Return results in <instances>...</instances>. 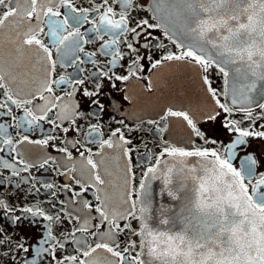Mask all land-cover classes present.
I'll return each instance as SVG.
<instances>
[{"label":"snow or ice","instance_id":"snow-or-ice-1","mask_svg":"<svg viewBox=\"0 0 264 264\" xmlns=\"http://www.w3.org/2000/svg\"><path fill=\"white\" fill-rule=\"evenodd\" d=\"M112 4L120 5V11L117 12L109 0H102V3L92 9L78 8L74 0H0V6L4 9L0 12V34L4 29L10 30L7 37V42L12 46L9 57L14 56L13 63H17L19 67L18 61L22 58L31 61L34 56L36 59L31 67L28 64L23 65V75L29 77L32 73L39 74L32 77L31 82L38 85L33 91H25L23 87L6 89L5 81L10 76L15 81L16 77L4 72L3 57L0 55V89H6L3 92L6 99L0 103V109L4 111L0 115H6L16 121L15 125L0 123V153L7 154V158L0 157V168L8 173L5 175L4 172H0V187L11 185L19 190L20 183L29 182L30 179L22 177L21 173H30V170L35 167L44 169L50 161L55 160L47 154L33 160L31 151L25 150L21 153L18 145L27 143L47 148L51 141L59 139L58 135H46L43 139L37 140H31L28 135H23L16 139L9 133L8 128L22 127L23 124H27L31 130L33 126L39 127L40 122L46 121L52 126L53 131L61 129L67 133L69 128L63 127V122L69 120L72 125H75V117L83 116L84 113L78 111L79 103L66 104L64 97L54 95V85L71 83L72 90L66 91L64 96L71 99L75 93L80 92L83 98H87L90 106L103 112L105 105L101 98L104 95V80H107L113 89L124 91L116 82H126L131 77L137 76L139 61L151 60V56H142L135 46L142 35L146 40V43L140 45L142 48L167 47L162 42L152 45L149 39L152 33L147 29L163 28L164 35L172 43H176L174 33L170 32L165 24H151L148 19L133 21L134 12L138 9L150 10L153 14L152 19H163L161 13H166L170 17L181 18L187 31L193 34L194 40L187 47L176 44L182 51L179 54L167 52L161 55L159 59L151 63L152 68L162 66L166 61L190 59L200 65L204 72L215 65L223 74L225 85H227L230 71L223 65L235 64L237 60L246 65L242 73L240 68L235 69V72L240 74L237 77L240 86L238 88L233 86L230 100H227V90L219 93L211 87L208 77H203L204 83L208 85L207 91L215 102V106L211 109L200 111L203 124L200 123V117L195 112L174 111L169 108L166 116L162 117V119L169 116L182 118L191 132L205 144L218 143L210 134L209 124L213 125L216 132H219L222 127L225 131L234 134L232 143L225 146V156L207 148L186 151L183 148L168 146L156 158L155 164L148 167L143 174L147 179L156 178L159 166L162 164L161 157L165 154L173 159L200 157L206 160L212 157L214 175L209 180H201L199 196L194 205L195 210L207 218L202 226L203 231H197L191 237L186 233L171 235L154 231L146 223V213L151 207L150 200L147 198L141 201L139 216L134 211V201H125L129 204V208L126 211H120L110 206L100 195L95 196V200L98 201L95 205L90 201L82 200V207L78 209L80 214L75 215L73 211L63 207L65 201H60L61 207L53 215L49 210L36 204L18 208L9 203L7 198L0 196V261H4V264H16L20 259L18 254H24L20 264H36L35 259L29 260L27 256L31 246L27 244L26 239L23 236L20 239H14L9 228L19 231L20 226L26 223L36 225L42 219L47 222V225L42 238L37 242L39 246L35 248V252L38 256L47 253L55 264H151V260L146 261L142 258L145 249L146 255L160 261V264H264V172L259 173V178L253 182L254 166L258 164V160L253 155L250 154L244 158L243 170L233 167L229 159L235 149L246 145L248 138L264 139V130H250L251 124L248 127H240V120L229 118L234 113L240 112L244 114V119L254 123L253 108H258L264 113V102H261L264 101V0H153L150 6L141 5L137 0H112ZM62 8L67 9V12H62ZM242 14L246 16L245 22L240 20ZM90 15L92 19H89ZM85 22L93 24L91 31L96 34V38L103 41L100 44V53L110 57L107 65L101 67L99 75L92 73L95 79L91 82L93 85L91 88L87 86L84 79L71 82L63 76L58 80L52 79V73L56 67L52 47L70 58L69 66L80 60L78 56L72 54L84 52L83 45L90 42L84 39L85 34L80 31V26ZM131 23L135 26H130ZM41 34L51 38V46L44 42ZM105 35H109L110 39L105 41ZM129 35H131V41L128 39ZM121 44L126 45L127 52L120 50ZM205 44L217 49L221 57L227 53V58L215 59L212 55L204 53ZM133 53L136 55L134 59H131ZM233 53L234 56H232ZM95 55V52L85 53L89 59ZM125 56L131 59V63L127 65V74L121 75L116 69L124 66L121 62L124 61ZM92 62L96 63L95 60ZM21 83L26 85L29 80L24 79ZM152 86L149 80L148 89L151 90ZM253 93L255 95H252ZM221 95L227 102L219 99ZM37 96L44 101L42 105L33 103ZM131 99L132 97L125 92L123 100L131 101ZM10 105L21 109L24 113L23 117L18 118L13 115V108ZM221 111L227 115L221 117ZM49 113H54V117ZM118 123L124 122L118 121ZM166 127V125L162 126L160 131H164ZM260 127L264 128V126ZM91 128L95 130L98 125H91ZM130 143L131 141L125 137L121 129L116 128L112 130L108 139L100 141V149L123 147ZM51 146L65 153L66 158L71 160L72 153L67 146L59 148L55 144ZM88 151L91 152L90 149ZM130 151L131 149L125 148L123 154L129 156ZM80 155L83 156L84 153L81 152ZM180 163H183L182 159ZM87 164L92 169L98 167L91 156L87 158ZM172 171V168L167 169L165 184L171 183ZM128 172H131V167L128 168ZM13 178H19V181ZM76 183L81 184V181L77 179ZM104 184L105 180L99 172H96L92 177V183L82 184L81 191L75 192L74 197H80L81 193L88 191L89 188H95L97 192H100V186ZM43 186L47 189L54 187L50 182ZM139 187L141 192L147 193L148 186L145 179L141 180ZM33 190L37 194L40 191L32 185L28 192L31 193ZM205 193L210 195L205 197ZM50 195L54 196L55 193ZM168 195L173 199L176 198L171 191ZM73 202L76 201L73 200ZM52 207H56L55 202L52 203ZM84 209L88 212L85 213ZM92 211L97 216H92ZM61 213L69 224L72 220L77 223L69 232L62 233V239H58L53 234L52 226L63 222ZM129 217L140 221L139 230H133V234L145 237L140 243L141 251L136 255H132L136 248L135 241H129L121 249L117 240L120 233L131 230V225L127 222ZM97 219L98 223H90L91 220ZM120 221L125 223L122 225ZM160 223L167 225L170 220L163 216ZM102 228L103 231H101ZM77 233H87L96 238V242L94 245H88L83 237L76 236ZM161 241L164 242V247H161ZM68 242L77 245L79 255H66L58 259L56 250H64ZM44 245L48 246L44 247ZM81 256L84 259H81ZM197 256L199 259L196 258Z\"/></svg>","mask_w":264,"mask_h":264},{"label":"flooded vegetation","instance_id":"flooded-vegetation-1","mask_svg":"<svg viewBox=\"0 0 264 264\" xmlns=\"http://www.w3.org/2000/svg\"><path fill=\"white\" fill-rule=\"evenodd\" d=\"M137 2L141 5L150 6V0H137ZM74 3L78 8L92 9L97 4L102 3V0H74ZM109 3L117 12L120 11V5L112 4V0H109ZM3 10V7L0 6V12H3ZM61 11L66 13L67 9L62 8ZM152 15L150 10L144 11L138 9L133 14V21L148 19L151 24L160 23L159 19H152ZM116 18L118 19V16ZM89 19H92L91 15ZM130 26H135V24L131 23ZM92 28L93 24L88 22L80 26V31L85 34L84 39L90 42L83 45L84 52H75L72 54L78 56L80 60L71 63V66H69L70 58L65 57L63 52H57L56 48L52 47L53 59L56 60V67L52 73V79L58 80L61 76L65 77L69 82L84 79L89 88L93 86L91 82L95 77H93L92 73L95 72L99 75L101 67L107 65L110 57L100 53V44L103 41L96 38V34L91 31ZM9 31V29H4L3 33L0 34V55L3 57L4 72L6 74L11 73L16 79L13 81L10 76L5 81L6 89L23 87L25 91H33L38 85L31 82L32 77L38 76L39 74L32 73L29 77H25L23 75V65L28 64L31 67V64L35 62L36 58L33 56L31 61L27 58H22L18 61L19 67L17 63H13L15 57H9L12 46L7 42ZM147 31L152 33V37L149 38L151 39L152 45L162 42L167 47L142 48L140 45L146 43L142 35L135 46L139 49L142 56H151V60L142 59L139 61L137 76L131 77L126 82H116L118 87L124 91L113 89L111 84L107 80H104V95L101 98L105 105L103 112L90 106L87 98H83L80 92L75 93L71 99L64 96L66 91L72 90L71 83L59 86L54 85V95L64 97V103L66 104L79 103L80 107L78 111L84 113L83 116L75 117V125H72L69 120L63 122V127L69 128L67 133H64L61 129L53 131L52 126L46 121L40 122L39 127L33 126L31 130H29L27 124H23L22 127L13 126L8 128L9 133L16 139L21 138L23 135H28L31 140L43 139L46 135H58L59 139L51 141L47 148H41L40 146L27 143L18 145L21 153H24L25 150H30L32 153L31 159L33 160L39 159L43 154L52 156L55 160L50 161L49 165L44 169L35 167L30 170V173H21L22 177L30 178L29 182L20 183L19 190H16L11 185L8 187H0V196L7 198L9 203L16 205L18 208L36 204L43 209L49 210L53 215L61 207L59 202L65 201L66 203L63 207L73 211L75 215L80 214L78 209L82 207V200L90 201L95 205L98 203L95 200V196L100 195L107 200L110 206L116 207L120 211H126L129 208V204L125 203V201H134V211L139 216L141 193L139 185L141 180L145 179L143 174L148 167L155 164L156 158L165 147H178L186 151L207 148L209 150H216L220 152L221 156H225V146L232 143L235 138L234 134L225 131L222 127L219 132H216L213 129V125L209 124L210 134L218 143L205 144L191 132V129L182 118L169 116L166 119H162V117L166 116L169 108L174 111L195 112L200 117L201 110H208L214 107L215 102L211 94L207 91L208 85L204 83L203 77L207 76L211 87L219 93H223L226 90L223 74L219 72L215 65L209 68L207 72H204L200 65L190 59L184 61H166L162 66L152 68L151 63L159 59L161 55L167 54V52L179 54L182 49L178 48L176 44L182 43L175 38L176 43H172L164 35L163 28L147 29ZM46 32L47 27L45 26ZM41 35L44 42L51 46V38L44 34ZM109 39V35L104 36L105 41ZM128 39L131 41V35L128 36ZM119 47L122 52L128 51L126 45L121 44ZM93 52L96 55L91 59L85 56V53ZM135 55L133 53L131 59H134ZM131 59L125 56L124 61L121 62L124 66L116 69L118 74H127V65L131 63ZM92 60H95L96 63H93ZM80 61H83V63H80ZM24 79H28L29 83L26 85L22 84L21 81ZM149 80L153 85L151 90L147 87ZM6 89H0V103L6 99L3 96V92ZM125 92L132 97L131 101L123 100ZM45 95L48 94L45 93ZM219 99L222 102L229 100L228 98L226 100L223 95L219 96ZM33 103L42 105L44 101L40 100L39 96H37ZM10 106L13 108V115L18 118L23 117L24 113L21 109H17L14 105ZM3 111V109H0V113ZM49 115L54 117V113H49ZM226 115L221 111V117ZM229 118L240 120V127H248L251 124L250 130H264V128L260 127L264 126V113L258 108H253L254 123L244 119V114L240 112L234 113ZM118 121H123L124 123L120 124ZM0 123L15 125L16 121L11 120L6 115H0ZM200 123L203 124L202 117H200ZM218 123H222V121H218ZM94 124L98 125V128L95 130L91 128V125ZM164 125L167 126L166 129L160 131V128ZM116 128H120L131 143L123 145V147L114 146L113 148L101 150L100 141L108 139L112 130ZM52 144H55L57 148L67 146L68 150L72 153L71 160L66 158L65 153L53 148L51 146ZM125 148L131 149L129 156L123 154ZM89 149L91 152L88 151ZM81 152L84 153L83 156L80 155ZM250 154L258 160V164L254 166V174L252 177L254 182L259 178V173L264 172V139L248 138L246 145L242 148L235 149L229 159L233 167L238 170H243L245 165L244 158ZM89 156L97 163V169H92L87 164V158ZM0 157L7 158V154L0 153ZM129 157L131 158L130 164ZM167 157L169 156L165 154L161 157V160ZM129 167H131L130 173L128 172ZM0 172H4L5 175L8 174L2 168H0ZM96 172H99L105 180V184L100 186L101 191L97 192L95 188H89L88 191L82 192L80 197H74L75 192L81 191L82 184L92 183V177ZM13 179L19 181V178ZM77 179L81 181V184L76 183ZM49 182L54 185L52 189H47L43 186ZM32 185H35L40 190L38 194L34 190L31 193L28 192V189ZM50 193H55V195H50ZM73 200L76 202L74 203ZM53 202L56 204L55 208L52 207ZM84 212L87 213L88 210L84 209ZM91 215L97 216L94 211L91 212ZM61 217L63 222L52 226L53 234L58 239H62V233L69 232L77 223L75 220H72V223L69 224L68 220L63 217V213H61ZM127 222L130 223L131 230L120 233L117 236V240L120 243L121 249L129 241H135L136 248L133 250L132 255H136L137 252L141 251V242L140 237L133 234V230H139V221L129 217ZM90 223L96 224L98 223V219L91 220ZM120 223L123 225L125 221H120ZM46 225L47 222L41 219L36 225L26 223L20 226L19 231H14L12 228H9L14 239H20L22 236L26 239L27 244L31 246L27 256L29 260L35 259L36 264H55L47 253L38 256L35 252V248L39 246L37 242L42 238ZM103 230L102 228L101 231ZM76 236L83 237L88 245H94L96 242V238L91 237L87 233H77ZM47 246L44 245V247ZM18 255L20 259L16 264H20V261L24 258V254ZM56 255L58 259L66 255H79L77 245L73 242H68L65 244L64 250H56ZM81 259H84V257L81 256ZM0 264H4V261H0Z\"/></svg>","mask_w":264,"mask_h":264},{"label":"water","instance_id":"water-1","mask_svg":"<svg viewBox=\"0 0 264 264\" xmlns=\"http://www.w3.org/2000/svg\"><path fill=\"white\" fill-rule=\"evenodd\" d=\"M152 2L153 0H150V5ZM161 16L163 19L158 18L159 21L165 24L170 32L174 33L176 39L185 46L193 43L194 36L187 31L185 23L181 18L170 17L166 13H161ZM240 20L241 22H245L246 16L242 14ZM232 23L235 24V22ZM204 53L212 55L215 59H226L228 56V54L225 53L224 57H221L217 49H213L211 45L207 44L204 45ZM234 55L233 53L232 56ZM223 66L230 71L229 82L227 84V92L230 100L233 94V86L235 85L237 88L240 86V81L237 79L240 74L236 73L235 69L240 68L242 73L246 65L237 60L235 64L225 63ZM252 95H255V93ZM181 159L183 163H180ZM211 161L210 159L205 160L196 157L177 159L170 157L164 160L159 166L156 178H146L148 186L147 193L141 192V201L145 198L150 200L151 207L149 212L146 213V223L151 229L171 235L186 233L189 237L194 235L197 231H203L202 226L207 218L198 213L194 205L199 196V185L201 180H209L210 177L214 175ZM168 168L173 169L170 176L171 183L165 184V174ZM225 179H227V177ZM170 191L175 194V199L168 195ZM204 195L207 197L210 194L205 193ZM163 216L169 218V224L165 225L160 223ZM141 239L144 240L145 237L141 236ZM161 247H164L163 241H161ZM142 258L146 261L151 260V264H160V261H156L146 255V249ZM196 258L199 259V256Z\"/></svg>","mask_w":264,"mask_h":264}]
</instances>
